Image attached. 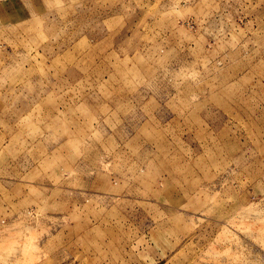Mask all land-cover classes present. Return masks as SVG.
<instances>
[{"label":"rangeland","instance_id":"374dc122","mask_svg":"<svg viewBox=\"0 0 264 264\" xmlns=\"http://www.w3.org/2000/svg\"><path fill=\"white\" fill-rule=\"evenodd\" d=\"M0 264H264V0H0Z\"/></svg>","mask_w":264,"mask_h":264}]
</instances>
